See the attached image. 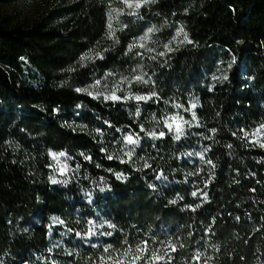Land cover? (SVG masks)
I'll use <instances>...</instances> for the list:
<instances>
[{
	"label": "trees",
	"instance_id": "trees-1",
	"mask_svg": "<svg viewBox=\"0 0 264 264\" xmlns=\"http://www.w3.org/2000/svg\"><path fill=\"white\" fill-rule=\"evenodd\" d=\"M59 13L66 19L60 25L49 16L29 27L0 21L2 264H91L105 244L122 249L125 238L132 245L147 240L161 255V242L171 240L177 250L167 249L170 264H194L197 251L212 257L208 264H264V149L240 131L264 123V0H156L127 22L119 42L107 37L102 0H76ZM149 25L166 42L180 25L191 41L144 63L156 98L112 102L76 91L128 72L134 59L127 46ZM90 50L104 58L81 61ZM193 103L201 126L176 141L163 120ZM141 125L166 136L153 140ZM127 134L141 137L131 159L124 155L133 147L125 146ZM205 148L214 170L196 155ZM51 151L72 160L75 175L67 184L51 182ZM212 171L208 202L199 192L193 197ZM161 173L167 179H157ZM54 217L73 230L62 248L52 245ZM88 220L113 236L76 237Z\"/></svg>",
	"mask_w": 264,
	"mask_h": 264
},
{
	"label": "snow or ice",
	"instance_id": "snow-or-ice-1",
	"mask_svg": "<svg viewBox=\"0 0 264 264\" xmlns=\"http://www.w3.org/2000/svg\"><path fill=\"white\" fill-rule=\"evenodd\" d=\"M155 2L156 0H136V2H130V0H124V3L126 4L127 8L133 9V11L128 13V15H132V16H138L139 14L138 10L144 4L155 3ZM115 11L116 9H112L109 12L108 38L113 39L114 42H119L118 39L115 38L116 30L113 28V25H112V12H115ZM156 31H158V29H156L155 27L148 28L147 31L142 36H140L138 39H135L133 43L127 46V52L132 53L133 50L137 48L146 49L148 52H152L153 49L147 47V44L151 40V34H153ZM182 32H183V29H180L176 35L179 36ZM184 39L185 40L188 39L186 33H184ZM164 47L167 48L169 51L172 50L168 44H165ZM104 51H108V49H104ZM164 54L165 53L163 52L159 53V55L161 56H163ZM136 55L143 56V53L136 52ZM97 58L103 59L104 57L102 53H100L99 51L90 50L89 52L85 53L80 59L81 61H93L94 59H97ZM151 59L155 60L156 57L153 56L151 57ZM109 75H111V73H109ZM224 79H227V76H225ZM124 83H128L129 91L127 92L126 95H123V96L117 95L118 92L124 91V89L121 88V84H124ZM133 83L147 84L148 81L144 79V75H135L132 80H128V78L125 77L119 83L114 84V86L111 89H109L107 84H105L104 90H101L99 87L101 84V81L97 80L95 84L93 85V88L96 89L95 93L89 91L88 89H79V88L76 89V91L87 92L88 95L93 96L94 99L102 97L105 101H112V102H119L122 100L123 101L135 100L137 103L139 102L147 103L148 101L153 100V98L157 97V94L155 92H150L146 95H140V94L131 92L130 89ZM165 103H167V101H165ZM174 107L180 108L182 107V105L177 104V105H174ZM196 108H197L196 103L191 104V109H196ZM185 111H189V109H185ZM136 115L137 116L140 115L139 107H137L136 109ZM153 119H155V117H153ZM192 121H196V124H195L196 127L201 126L199 121L197 120V115L195 111H192ZM185 125H187L189 128L193 127V124L191 121L184 119V117L179 115L178 113L175 115L168 116L163 120V126L167 129L168 133H173L172 138L176 141L181 140V138L186 135ZM140 131L144 132L145 135H147L153 140L161 139L166 136V132L164 131H160V132H157L155 130L146 131L142 125L140 127ZM209 131L215 134L217 130L215 128H212ZM240 131L243 133V138L248 139L249 143L253 144L254 146H258L264 149V140H262V138H264V123L260 124L258 127H256L251 132L244 130V129H240ZM233 135H236V133H233ZM204 139L211 140L213 139V137L204 136ZM140 140H141V137L138 134L135 135V138H134V135L132 134H128L124 136L125 146H129V145L133 146L128 152L124 153V155H126L129 159H131L133 154L135 153L136 147L140 145ZM228 147H232V145H229ZM207 151L208 149L205 148L203 152L196 153V155L199 156V159L202 163L211 165V168L214 170L216 165L213 163L211 159H206L205 157V152ZM51 155L53 156V159H58L59 157L65 156V153L64 152H60L58 154L52 153ZM185 155L191 156L193 154L186 153ZM107 158L111 160L113 159V156L109 155ZM86 159H90V157H86ZM126 162L127 161L121 159V163H126ZM144 167L150 168L151 165L145 162ZM67 170L68 169H67L66 164L59 169L62 175L65 174ZM137 170L139 171V169ZM201 171H203V169H201ZM196 174L198 175L199 173H196ZM117 178L121 179L122 176L118 174ZM161 178L167 179L166 177L163 176L162 173L160 176H157V179H161ZM214 179H215V173L214 171H212L209 173L208 180L205 181L204 183V189H198L197 191H193L192 196L196 197L199 192L202 200L204 202H208V192L206 191V189L208 188L209 184ZM51 182L53 184L58 183V181L55 178H52ZM63 183L67 184L68 181L65 180L63 181ZM101 191H104V189H101ZM169 203L175 204L176 201L172 200ZM199 207H201V205L197 204L195 208H192V210L195 211L196 208H199ZM236 219L239 220L240 218L236 217ZM53 223L63 225L65 222L57 217H54ZM87 224L90 226L87 229V231H85L84 233H81V232L74 233L76 237L80 238L81 240H84L85 242H90L93 237H97V236H105V237L113 236V232H110V231L99 232V228H102L104 226L103 224L97 225L95 221L93 220H88ZM107 226L108 228H115V225L111 223H109ZM67 231L71 233L73 230L69 228ZM161 244L162 246L166 248L163 255L160 254L159 249H155V250L151 249L149 246V241L147 240H141L135 245H132L131 243H129L127 238H125L123 240V245H125V247H123L122 249L115 248L113 244L111 243L105 244L102 247L101 254L95 260H91V264H140L141 261H143V264H159V262L164 261L166 257H167L168 264H170L171 256L169 255V252L167 251V249H170L171 252H175L177 250L176 244L173 243L171 240H168L166 242H161ZM55 246L56 245H54V247ZM90 246L93 248L101 247V245L98 243H91ZM180 247H183V245H180ZM51 251L52 249H49V252ZM66 254L68 256L73 255L71 251H68ZM202 259H203V264H208V261H210L212 257L206 256L205 253L201 251H197L195 255L192 257V261L194 262V264H201ZM241 259H243V257ZM52 264H56V262L52 261Z\"/></svg>",
	"mask_w": 264,
	"mask_h": 264
},
{
	"label": "rangeland",
	"instance_id": "rangeland-1",
	"mask_svg": "<svg viewBox=\"0 0 264 264\" xmlns=\"http://www.w3.org/2000/svg\"><path fill=\"white\" fill-rule=\"evenodd\" d=\"M74 1L76 0H16L12 2H0V21L5 23V25H7L8 27H17V26L29 27L35 21L41 19L42 17L49 16L50 21H52L56 25H60V24H63L64 21H66V19L64 16L60 15L59 10ZM102 1H104L107 7V37H108V31H109L108 29L109 12L112 9H116L115 12H112V25H113V28L116 30L115 38L117 39L119 32L127 29V22L129 20L137 21L138 16L128 15V13L133 11V9L127 8L126 4L124 3V0L123 1L102 0ZM130 2H136V1H130ZM147 5H149V3L144 4L138 10V13L143 7ZM150 27H155L156 29H158V31L151 34V40L147 44V47L152 48L153 51L148 52L146 49L137 48V49H134L132 53H128L131 59H134L133 60L134 65L132 66V68H130L128 72H124L121 75L113 76L114 78H112L110 81L102 82L101 80H99L101 81V84L99 86L101 90H104L105 84H107L108 88L111 89L114 86V84L119 83L125 77L128 78V80H132L135 75H144V79L147 80L148 83L147 84L133 83L130 91L136 94H140V95H146L150 93L152 90L151 89L152 81H151L150 76L148 75V72L144 66V63L145 62L148 63L149 61H152L153 59H151V57L153 56H155L156 59L163 57L167 53L171 52L173 48L189 42V39L187 40L184 39V33H186V31L180 25L179 26L173 25L171 39L168 42L165 41V36L161 34V30L159 28H157L156 26L149 25L142 34H139L135 36L134 38H132L131 43H133L135 39H138L140 36H142L147 31V29ZM180 29H183V32L179 36H177L176 34ZM165 44H168L172 50L169 51L167 48H165L164 47ZM136 52H142L143 56L136 55ZM161 52L165 54L163 56L159 55V53ZM136 59H141L144 61L140 63V62H137ZM121 88H123L124 91L118 92L117 95H121V96L126 95L127 92L129 91L128 83L121 84ZM91 91L95 93L96 89L93 88ZM143 91H149V92H143ZM132 101L137 103L135 100H132ZM141 103L145 104V102H139L137 104H141ZM194 110L195 109L190 108L189 111L179 112L178 114L183 116L184 119L191 121L192 124L194 125L196 123V121H192V111ZM187 128L189 129V127L185 125V131ZM134 138H135V135H134ZM262 140H264V138H262ZM129 146L131 147V145ZM52 153L58 154L60 152L51 151L50 155ZM51 161H52L51 179L55 178L58 181V183H56L55 185L63 184V181L67 180L69 182L73 179L75 175V167L72 163L71 158L66 153H65V156L59 157L58 159H53V156L51 155ZM65 164L67 165L68 170L66 171L65 174L62 175L59 169ZM89 202L91 203L94 202L93 197L89 198ZM96 224L100 225V223H96ZM51 226H52V230H51L52 245L53 246L56 245L55 247L57 248H62L63 243L67 239V234H68L67 229L64 228V224L63 225L54 224L53 219L51 221ZM99 232H102V228H99ZM97 237H93L92 239H96ZM0 264H2V261H0Z\"/></svg>",
	"mask_w": 264,
	"mask_h": 264
}]
</instances>
